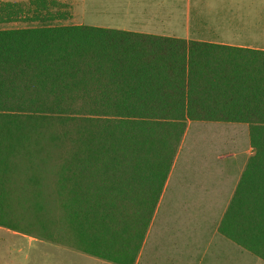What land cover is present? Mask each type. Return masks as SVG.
Returning <instances> with one entry per match:
<instances>
[{
    "label": "trees",
    "instance_id": "16d2710c",
    "mask_svg": "<svg viewBox=\"0 0 264 264\" xmlns=\"http://www.w3.org/2000/svg\"><path fill=\"white\" fill-rule=\"evenodd\" d=\"M31 3L34 20L51 14ZM24 9L0 1V24ZM189 122L247 125L254 154L218 233L264 261L263 50L88 25L1 29L0 227L136 264Z\"/></svg>",
    "mask_w": 264,
    "mask_h": 264
},
{
    "label": "rangeland",
    "instance_id": "374dc122",
    "mask_svg": "<svg viewBox=\"0 0 264 264\" xmlns=\"http://www.w3.org/2000/svg\"><path fill=\"white\" fill-rule=\"evenodd\" d=\"M0 1L22 3L25 6L24 11L26 12L16 22L0 24V30L42 26H71L81 22L89 26H96L97 24L95 23L103 20L102 18H93L86 12V5L89 6L91 0H47L50 5L49 11L51 14L46 15V10H43L39 15L41 20L37 21L33 19L35 17V6L32 5V0ZM116 1L121 3L122 0ZM76 2L79 3L77 13L75 12ZM82 3L84 4V10ZM225 131L227 135L220 140L219 136L224 132L222 129L211 128L210 126L195 127L192 123L188 124L187 131L177 153L178 162L176 168L173 170V178L169 175L144 242L143 256L140 264H171L170 255H168L167 259L162 256V246L166 248L170 247L173 240L170 238L171 228L173 229L176 226L182 227L186 222L191 229L196 230L195 233L200 232L198 229H202L199 227L203 225L208 233V238L214 237V226L217 223L214 220L219 221L220 217L217 215V217L210 218L206 214L211 212L212 209L224 213L232 199L239 181L238 179H240V167L247 162L253 153L246 134L241 129H225ZM215 134L216 136L218 135L217 139L213 138ZM198 147L201 154L197 149ZM211 147L218 150V154L215 155L224 156L223 158L226 156L232 157L230 160V162L233 160L232 166L234 169L232 172L236 176L233 183L225 184L224 180L218 182L216 179H211L212 176L209 171L205 176L204 182L201 184H193V178L190 180L187 178V171L190 170L189 166L191 167L194 162L193 167L201 165L200 157L204 155L202 154L203 149L207 150ZM193 148L195 149L194 155H190L191 153H188V150L190 151ZM205 156L207 158L205 160L207 162L206 166H208L214 160H209V156H211L209 153L205 154ZM193 158L200 159L199 161H192ZM178 163L179 166L182 163L183 171H180V167L178 169ZM51 181L53 180L51 179ZM172 211L180 213L187 211L189 213L187 215L182 213L184 218H178L177 216H172ZM200 212L204 213L201 215ZM196 214H200V216H195ZM31 218L32 216L27 217L25 222ZM206 222H208V225L204 224ZM26 228H28L26 229L27 231L22 230V232L27 235L0 227V264H112L84 254L75 248L46 240L42 232L31 229L29 225ZM162 242L164 245H160ZM240 250V254H238L239 251L234 254L226 247L227 264L232 263L234 258L239 257L242 260L239 263L237 262V264H264V261L261 259L243 249ZM166 251L169 250L166 249Z\"/></svg>",
    "mask_w": 264,
    "mask_h": 264
},
{
    "label": "crops",
    "instance_id": "0c3cea01",
    "mask_svg": "<svg viewBox=\"0 0 264 264\" xmlns=\"http://www.w3.org/2000/svg\"><path fill=\"white\" fill-rule=\"evenodd\" d=\"M78 9L79 3L76 2V13ZM86 12L93 18L103 19L100 22L97 21L98 23H95L97 25L94 27L264 51V0H122L121 3L116 0H91V4L86 5ZM74 25H86V23L81 22ZM189 123L195 127L210 126L211 128L222 129L224 132L219 136L220 138L218 137L220 140L227 135L225 129H241L249 142L247 125L210 122ZM217 136L215 134L213 138L217 139ZM197 149L199 151V147ZM194 150V148L188 150V153L194 155ZM208 153L211 154L209 160L213 159L214 161L206 166L205 154ZM202 154H204L200 157L202 164L193 167L194 162L191 167L189 166L190 170L187 171V178L189 180L193 178V184L203 183L208 171L212 176L211 179H216L218 182L224 180L225 184L233 183L236 176L232 172L234 168L232 166L233 160L230 162L231 156L223 158L224 156L215 155L218 154V150L213 147L207 150L203 149ZM200 158H193L192 161H199ZM177 162L176 156L175 165H173L170 173L172 178ZM246 163L240 167L242 172ZM179 167L180 171H183L182 163L181 166L178 163V169ZM241 171L240 174H242ZM173 197L175 196L173 195ZM172 212V216L178 218H184L182 213L186 215L189 213L187 211ZM203 213L200 212L201 215ZM224 213L212 209L206 214L210 218L217 217V215L220 217L219 221L214 220L217 223L214 226L215 232L212 238H208V233L203 225L199 227L202 229L197 228L200 231L197 233H195L196 230L187 225V222L182 227L171 228L170 238L173 240L170 247L162 246V256L167 259L170 255L171 264H227L226 247L234 254L237 251L240 254L242 248L219 236L218 226ZM200 214L195 216H200ZM204 224L208 225V222ZM201 232L203 233L201 234ZM160 245H164V243L162 242ZM143 249L144 247L140 251L136 264L141 262ZM241 260L240 257L234 258V261L229 264H237Z\"/></svg>",
    "mask_w": 264,
    "mask_h": 264
}]
</instances>
